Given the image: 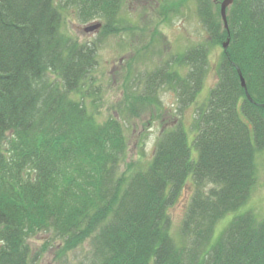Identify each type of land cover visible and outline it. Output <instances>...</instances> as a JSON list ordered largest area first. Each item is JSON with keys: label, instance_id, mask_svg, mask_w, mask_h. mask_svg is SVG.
Instances as JSON below:
<instances>
[{"label": "trees", "instance_id": "1", "mask_svg": "<svg viewBox=\"0 0 264 264\" xmlns=\"http://www.w3.org/2000/svg\"><path fill=\"white\" fill-rule=\"evenodd\" d=\"M218 1L196 0L209 42L144 77L141 95L131 85L120 112L137 116L164 86L179 110L191 106L220 46L218 82L196 110L192 144L178 121L149 165L128 176L123 123L100 122L93 110L102 95L97 50L64 29L75 9L84 22L101 18L106 35L124 31L123 0H0V264H33L29 239L41 233L67 253L89 242L80 264H264V219L251 211L212 243L216 225L249 200L264 149V0H234L228 29ZM189 185L179 244L170 209Z\"/></svg>", "mask_w": 264, "mask_h": 264}, {"label": "rangeland", "instance_id": "2", "mask_svg": "<svg viewBox=\"0 0 264 264\" xmlns=\"http://www.w3.org/2000/svg\"><path fill=\"white\" fill-rule=\"evenodd\" d=\"M118 17L131 29L123 26L126 30H118L116 34L106 35L104 31L86 34L85 27L103 21L96 18L84 22L72 9L66 13L64 29L80 44L89 43L97 50L98 63L93 74L102 95L101 102L94 105L93 110L99 109V113H94L100 122L109 116H116L123 123L128 151L121 172L129 176L149 165L162 132L178 121L189 132L192 144L196 110L206 105L211 89L218 82L217 64L223 48H211L203 88L191 106L179 110L178 94L169 86H164L155 90L153 102L143 104L137 116L125 113L123 116L120 112L124 107H130L127 95L136 83L138 87L136 91L133 88L132 93L139 96L146 91L144 77L175 55L208 43L210 38L200 21L196 0H123ZM256 167V181L249 200L239 212L227 215L216 225L212 243L222 236L236 214L251 211L258 220L264 219V149L257 154ZM193 192L191 185L186 187L177 204L170 209L173 236L179 244L182 241L183 219ZM49 240L50 236L46 233L29 239L33 264H80L91 252L89 242L67 253L62 248L60 250L59 242L51 240L48 244Z\"/></svg>", "mask_w": 264, "mask_h": 264}, {"label": "water", "instance_id": "3", "mask_svg": "<svg viewBox=\"0 0 264 264\" xmlns=\"http://www.w3.org/2000/svg\"><path fill=\"white\" fill-rule=\"evenodd\" d=\"M233 3H234V0H223L220 3L221 17H222V20L224 22V25H225L226 29H228L227 11L233 5ZM100 27H101V24H94V25H91V26L87 27V30L88 31H94V30L100 29ZM228 45H229V41H227L224 44V46H223L225 50L228 48ZM238 73H239V77H240V81H241V86L244 89L247 98L249 100H252V98H251V96L249 94V91H248V87H247L245 78L243 77L242 72L239 69H238Z\"/></svg>", "mask_w": 264, "mask_h": 264}, {"label": "flooded vegetation", "instance_id": "4", "mask_svg": "<svg viewBox=\"0 0 264 264\" xmlns=\"http://www.w3.org/2000/svg\"><path fill=\"white\" fill-rule=\"evenodd\" d=\"M156 1V0H155ZM160 4H162V3H159V5ZM104 25H105V23L104 22H102L101 23V28L100 29H98L96 32H94V34H98V33H101L103 30H104Z\"/></svg>", "mask_w": 264, "mask_h": 264}, {"label": "bare ground", "instance_id": "5", "mask_svg": "<svg viewBox=\"0 0 264 264\" xmlns=\"http://www.w3.org/2000/svg\"><path fill=\"white\" fill-rule=\"evenodd\" d=\"M95 31H96V30H94V31H88V30H87V27L84 28V32H85L86 34H91V33L93 34ZM223 46H224V44H223Z\"/></svg>", "mask_w": 264, "mask_h": 264}]
</instances>
